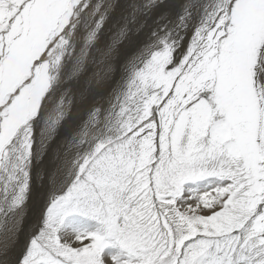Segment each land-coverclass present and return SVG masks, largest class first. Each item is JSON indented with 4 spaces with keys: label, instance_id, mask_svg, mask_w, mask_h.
<instances>
[{
    "label": "snow or ice",
    "instance_id": "6c2138e0",
    "mask_svg": "<svg viewBox=\"0 0 264 264\" xmlns=\"http://www.w3.org/2000/svg\"><path fill=\"white\" fill-rule=\"evenodd\" d=\"M119 8L0 0V264H264V0L127 5L103 57L135 26L149 42L72 135L10 260L43 145L75 124L66 77Z\"/></svg>",
    "mask_w": 264,
    "mask_h": 264
},
{
    "label": "bare ground",
    "instance_id": "6f19581e",
    "mask_svg": "<svg viewBox=\"0 0 264 264\" xmlns=\"http://www.w3.org/2000/svg\"><path fill=\"white\" fill-rule=\"evenodd\" d=\"M185 1L186 0H177L176 6L185 3ZM96 2H98V0L92 1V3ZM114 2L118 3L120 5V8L118 10H115L114 15H110L109 20L105 23L102 29L98 44L100 51L97 52L95 48L92 49V56H89V58L86 60L83 71L77 77L72 78L71 82L66 77V87L65 89L61 90H66L68 93H70V95H72L73 98H71L70 96V98L68 97L71 101V106L72 104H76L72 113L75 124L79 120L78 118L84 117L82 116V111L84 108L82 104L85 103V100L88 102L94 96L93 93L101 87H103L106 91L102 105L104 108H107L109 106V102L113 100L117 85L124 76V70L128 62L140 52L145 44L149 42V39H147L144 45L139 46V39L141 38L142 32H145V30L148 29L140 28L137 32L134 33L135 27H132L128 35L120 39L119 43L115 46L111 57H109L107 60L103 57V51L110 44H112L119 26L123 23L122 17L127 15V5L132 3L133 0H114ZM171 2L174 3L176 2V0H173ZM153 16H155V14ZM158 17L160 16H155L153 17V19H157ZM114 22H117L118 25H113L114 27L112 28V23ZM69 71H71V66H69ZM115 78H119V81L116 80L118 82L113 86ZM83 91L89 93V95L87 97H84L85 99L81 97L82 100H79L81 102L80 105V102L78 103V101H74V99L77 96H80L81 92ZM75 124L71 130H68L67 126L62 127L59 130L58 136L45 141L43 145V155H47L45 157L47 159H52L51 164H49L50 162L48 163V161L43 159L42 162L38 164L36 171L33 173V190L31 192L30 199L28 200L27 208L25 211V218L22 225L23 231L17 236L15 247H13L9 252V258L12 261L15 260L17 254L23 249L29 234L34 230V226L38 225L39 223L44 206L48 199L49 192L51 191L49 178L54 174H62L64 162L67 159V157L65 156L66 146L68 145L72 135L76 130L77 126H75ZM39 141L40 136L39 132H37L38 146ZM37 173H39V176H37Z\"/></svg>",
    "mask_w": 264,
    "mask_h": 264
},
{
    "label": "rangeland",
    "instance_id": "374dc122",
    "mask_svg": "<svg viewBox=\"0 0 264 264\" xmlns=\"http://www.w3.org/2000/svg\"><path fill=\"white\" fill-rule=\"evenodd\" d=\"M93 1V0H92ZM171 1H173V0H171ZM187 2V0L185 1V3ZM176 3H177V0H176V2H174V4L176 5ZM182 4H180L179 6H177V11H179L180 10V6H181ZM179 9V10H178ZM154 14H152L150 17H149V20H148V22H149V25L150 26H154V23H158L159 21H160V17H158L157 19H153V17H157V16H159V15H156L155 14V16H153ZM116 26V25H118L117 24V22H114V23H112V28L114 27V26ZM140 28H139V26H135V31H134V33L135 32H137L138 30H139ZM146 29H148V30H145V32L143 31L142 32V34H141V38L139 39V46H142V45H144L145 43H146V41H147V39H149V36H150V28H146ZM190 35H191V33L189 32L186 36H184V39H183V46L184 47H186L187 46V43H188V40L190 39ZM131 41H132V39H131ZM142 43V44H141ZM177 55H179V52L177 53ZM116 80H118L119 81V78H115V80H114V82H113V86L118 82V81H116ZM72 80H70V82H71ZM69 82V83H70ZM99 90V91H98ZM98 90H96L94 93H93V95L94 96H96V97H92L88 102L85 100V103H83L82 104V106L84 107L83 108V111H84V113H83V111H82V116H86L85 118L84 117H82V118H78L79 120L76 122V124H75V126H77L76 127V130H75V132L79 129V127L81 126V124L87 119V117H88V114L87 113H89V111L91 110V108L93 107V106H99V107H102V108H104L103 107V100H104V96H105V94H106V91H105V89L103 88V87H101V88H99ZM86 91V90H85ZM85 91H83V92H81V94H80V96H77L75 99H74V101H78V103L82 100V98L81 97H87L88 95H89V93H87V92H85ZM101 91V92H100ZM96 93H97V95H96ZM69 94V96L71 97V98H73L72 97V95H70V93H68ZM68 96V97H69ZM69 97V98H70ZM85 99V98H84ZM92 99H93V101H92ZM80 100V101H79ZM72 102H73V100H72ZM77 103V104H78ZM95 103V104H94ZM94 104V105H93ZM75 105L76 104H72V106L71 105H69V110L71 111V113H73V109H74V107H75ZM80 105H81V102H80ZM90 105V106H89ZM91 105H92V107H91ZM87 109V110H86ZM89 110V111H88ZM85 112H86V114H85ZM85 114V115H84ZM84 118V119H83ZM81 119V120H80ZM80 121V122H79ZM81 121H83V122H81ZM47 156V155H46ZM46 156H44L43 155V159H45L46 161H48V163L49 164H51V160L52 159H47V158H45ZM42 159V160H43Z\"/></svg>",
    "mask_w": 264,
    "mask_h": 264
}]
</instances>
